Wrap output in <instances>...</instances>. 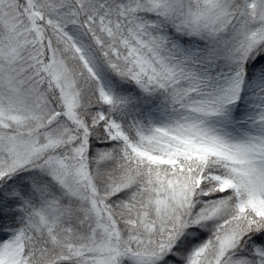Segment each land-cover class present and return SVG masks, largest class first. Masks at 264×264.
I'll use <instances>...</instances> for the list:
<instances>
[{
    "label": "snow or ice",
    "instance_id": "snow-or-ice-1",
    "mask_svg": "<svg viewBox=\"0 0 264 264\" xmlns=\"http://www.w3.org/2000/svg\"><path fill=\"white\" fill-rule=\"evenodd\" d=\"M0 264H264V0H0Z\"/></svg>",
    "mask_w": 264,
    "mask_h": 264
}]
</instances>
